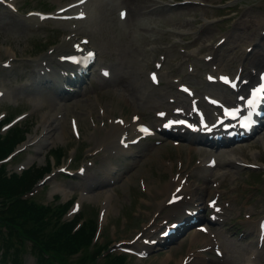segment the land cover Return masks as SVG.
<instances>
[{
	"label": "rangeland",
	"instance_id": "374dc122",
	"mask_svg": "<svg viewBox=\"0 0 264 264\" xmlns=\"http://www.w3.org/2000/svg\"><path fill=\"white\" fill-rule=\"evenodd\" d=\"M21 1L22 0H20V3ZM29 1V4L31 5L28 4V7H39L38 5H40L38 0ZM48 1L46 0V2ZM127 1L130 8L128 9L129 18L124 22L126 29L123 31L115 26L110 27L114 24L116 16L115 0H102L98 5L100 27L96 26L92 31L90 45L96 47L99 55L105 56L107 62L112 63L114 72L117 76L108 82L91 76L90 80L85 79L83 85L79 87L78 93L68 99V101H74L72 102L73 104H69L70 107H68V110H72L76 113L80 120V138L77 139L72 135L66 119L61 122L63 116L68 112V110H66L64 115L60 117V120L55 122L54 125L52 123L44 122V124H48L52 130L49 133L51 143L42 147V152H37L33 144H27L21 152L15 155L18 157L15 158L14 156L8 161L7 165L8 168L17 170L18 165L25 161H28V163L34 161L37 165L44 164L45 160L49 157L48 149L51 146L62 144L60 149H65V154L60 163L54 165L53 170L61 164H68L75 169L79 163L84 162L86 167L85 175L79 176L78 179H74L71 177H63L58 173H55L45 181V184L40 185V188L42 189L40 197L44 200H50L52 194L56 192L60 193V199L62 200L76 196L82 202L81 208L84 209V213L93 216L95 210L94 207L97 206V210H95L96 213L98 208L103 205L100 200L106 195V193H109L110 204L105 214V219L101 224V231L103 230L105 237L111 238V241L120 238H131L132 233L136 229H140L141 226L145 225L148 221L150 223L152 222L150 217H153L157 202H162L160 199H162L168 192L163 185L168 180L169 172V168L165 167L164 159L166 156H173V152L175 153L176 151L174 150L172 152V149L168 145L163 144L155 148L147 147L144 150L140 149L139 153H141V155L139 157H132L129 162L125 160V162L128 163L121 160L124 159V154L121 153L114 154L109 158L105 157L104 154L110 153L109 149L114 146V144H112L114 142L112 141L115 139L114 130L111 129L110 123L106 120V115L129 114L133 110L142 111L143 113L145 106H147V110L150 109L149 105H146V102H143L142 104L139 103V105L133 102H124L121 99L119 92L123 89L128 95L132 96L134 102L138 103V99H140L139 97L143 94V91L148 88L143 73L146 67L152 66V59L156 57L157 52L153 51H157L158 47H154V45L161 46L162 44H165L168 46L171 44V37H177L173 30H166L165 28H168V26L171 25L177 26L179 23L187 21V25H191L194 28V35H198L201 41L207 40L203 44L208 41H211L212 43L215 41L212 32L206 28L207 19L211 18L213 15L209 14L207 8H202L205 6L203 3H201L202 5L183 4L182 9H177L175 12L169 14L159 15L157 11H145L148 4L146 1L139 2V5H135L133 0ZM207 1L209 0H204V4H206ZM258 3H262L263 5H257ZM229 4L231 5V11L234 9L241 10L236 14L232 21L235 24L241 23L243 28L228 36L227 43H224L227 47L214 49L201 46L199 51L202 53L203 51L219 53L222 49L227 50L228 52L222 51L223 54H217L220 60L213 66H223L226 69H231V73H233L239 63H246V66L243 69V74H246L252 68L249 64L248 58L254 52L255 54L252 55V57L256 61H258V59L264 61V40H262V38H256L255 44L252 45V41H254L252 33L249 31L243 34L247 25L243 24L241 21L252 14H256L262 19L263 23L264 0H230ZM51 6L52 5L47 4L45 8ZM198 14L201 19L197 17ZM203 15H206V17L204 18ZM189 17H191V19ZM209 25L210 24L208 23V26ZM24 26L25 20L12 18L10 21L6 14L3 11H0V60L9 55L4 49L6 47L13 49L20 58H24L30 54L31 58L34 59L33 62H29L31 65L37 62L38 58L47 54L49 46L52 45L55 47L52 54L57 52L56 46L62 41L64 33L59 30L54 31L57 33L56 35L48 33L44 26L39 27L38 29L25 30ZM213 29H217V27H214ZM227 32L229 33L224 26L219 30L218 34L222 35ZM182 37H184V34ZM34 44H38L39 48L35 49ZM248 44H250V46L252 45V49L249 51L245 49V46ZM189 47L186 46V48ZM27 50L34 51H32V53L25 52ZM176 51V49H171L170 47L169 49L164 50L166 54V58L164 59L165 63L163 62L164 69H171L178 74L184 73L186 80L193 84L200 85L199 89L201 90L207 88L216 93H226L219 89L218 84L207 83L203 78V63L206 65L205 68H207L208 65H211V61L204 62L200 61L202 59L196 58L194 62L199 70H193L191 74H189L185 69L187 64L186 60L182 57L179 58ZM25 61L26 60L24 59L21 60L20 66L22 62ZM22 83V80L18 79L16 72L12 76H7L3 81V85L12 93L15 99L16 94L19 91H26V87L24 88ZM0 104L2 105V108L8 110L6 101H0ZM98 104L102 105L106 111L103 116H100L98 113ZM24 105H27L28 110H33L34 119L38 122L41 121V119L45 121L47 118L51 117L52 112L49 114L46 113L51 111L49 105L33 108L35 106L26 101H24ZM19 106H21V104L11 107L9 111L14 112ZM43 113H45V116H42ZM89 115H92V117L89 118ZM100 118L104 119V124L102 125ZM63 123L64 129L62 131L63 136L61 137L58 135V131ZM37 128V133L30 132V136L38 134L42 129V126L39 125ZM262 141L258 143L254 142L249 146L242 145L243 147L240 152L246 155L247 150H249L250 154L254 151V157H256L257 160L264 161V138ZM103 142L107 145V149H100ZM228 150L229 148L223 150V152L219 154V157L224 160L227 155L226 151ZM28 153H31L29 159L27 158ZM87 159H92L94 163L90 164L86 161ZM107 163L113 165L111 169L108 168L109 173H113L115 170V181L113 183H107V180H109V178L106 179L105 175L108 165ZM190 170L192 176H188L189 181L192 177L203 173L201 167L197 166L195 168H190ZM262 170V178L261 175L260 179L250 177L251 184L255 185L254 188L248 186L245 190H242V187H245L242 173L234 174L233 172L232 176H237V178L234 181H231V178L229 179V184L238 187L243 198H250L251 202L249 203V207L245 210L246 213H250V219L246 218L244 222V226H249L250 228L254 227L251 220H255L256 225L258 217L264 211V183H261L262 181L264 182V168H262ZM92 175L104 178L101 182H98L96 187L91 189V197L81 196V193L84 190L83 186L87 185L89 181L88 176L92 177ZM137 176L144 177V189H142L138 181V179L142 177ZM155 177L156 180L154 181ZM53 179L58 180L52 182ZM55 182H59V185L63 186L65 189L64 192L52 190L51 187ZM75 185H77V187H74ZM253 193L254 195L252 196ZM130 209L136 211V215L134 214L135 219L128 218L127 223H125L123 221V215ZM161 215H165V213ZM114 218L117 220L122 218L121 225L117 230L113 228L111 229L109 225L110 223H108ZM123 223L126 224L124 227ZM131 228L135 229L132 230ZM223 236L225 237V245L229 247L228 235L226 236L223 234ZM192 238L196 239L198 236H193ZM182 239L183 237L179 236L177 241H182ZM112 243H114V241H112ZM186 245L187 243H184L175 255L172 253L174 243H168L165 248L161 247L156 250V247H151V255L142 259L139 264H177L181 257V252L185 250L184 247ZM230 246L232 245L230 244ZM232 249V253L237 259L243 258V253L238 251L235 247ZM169 254H172L173 256H170ZM22 256L25 257L26 264L35 263L34 257L28 252H24ZM263 257L264 255L261 256V259ZM166 258H169V260ZM200 262H202L201 259L195 256L193 264H201ZM129 264H134V261L129 260Z\"/></svg>",
	"mask_w": 264,
	"mask_h": 264
},
{
	"label": "snow or ice",
	"instance_id": "6c2138e0",
	"mask_svg": "<svg viewBox=\"0 0 264 264\" xmlns=\"http://www.w3.org/2000/svg\"><path fill=\"white\" fill-rule=\"evenodd\" d=\"M81 2H83V0H81ZM124 15H125L124 13H121V17L122 18H123ZM77 48H79V46H77ZM93 55H94L93 53H91V52L89 53L90 57L93 56ZM70 59H75V58L73 57V58H70ZM105 75H107V73H105ZM152 78L155 81L156 80V75L153 74ZM210 79H212V78L210 77ZM221 79L224 80L227 83H232V86L236 87V84L234 82L230 81L228 77H221ZM245 83H247V82H245ZM185 90L187 91V89H185ZM240 99L241 100H245V97H240ZM258 100L259 101H264V74H261V83L251 90V95L246 100V106L248 108H250V109H255ZM239 113H240V109L239 108L226 110V115H231L233 118L238 116ZM160 115H163V113H161ZM180 123H183V121H181ZM141 130L145 131V132L148 131V129L143 128V127L141 128ZM174 199H176V197H174ZM214 203L215 202H213V206H214ZM217 211H219V209H217Z\"/></svg>",
	"mask_w": 264,
	"mask_h": 264
},
{
	"label": "trees",
	"instance_id": "16d2710c",
	"mask_svg": "<svg viewBox=\"0 0 264 264\" xmlns=\"http://www.w3.org/2000/svg\"><path fill=\"white\" fill-rule=\"evenodd\" d=\"M17 132H18L17 130L16 131H13L12 132V136L15 137L17 135ZM41 169L42 168H39L37 166H34L32 169H30L28 172H26V175H25L26 178L24 180L17 182L16 184L12 185V187L13 188H17L19 185H20V187H25V186L31 184L33 182V180L41 174V172H42ZM22 204H23L22 201H18L12 207L14 209H16L18 207L22 208V206H21ZM9 209H11V208H9ZM81 234H83V233L82 232L81 233L79 232V237H80Z\"/></svg>",
	"mask_w": 264,
	"mask_h": 264
},
{
	"label": "bare ground",
	"instance_id": "6f19581e",
	"mask_svg": "<svg viewBox=\"0 0 264 264\" xmlns=\"http://www.w3.org/2000/svg\"><path fill=\"white\" fill-rule=\"evenodd\" d=\"M142 1H144V0H133V2H134L135 5H139V2H142ZM192 1H193V0H192ZM127 2H128V1H127ZM129 9H130V8H129ZM132 12H133V11H132ZM130 18H131V17H130ZM260 55H261V54H260ZM257 56H258V55H257ZM261 57H262V56H261ZM261 65H264L263 61H262V59H261V60L258 59V63L256 64L255 67L258 66V67L261 68V67H262ZM249 80H250V81H254V80H255V77H254V76H251V77H249ZM82 105H83V104H82ZM82 105H81V106H82ZM46 118H47V117H46ZM116 127H117V128L120 127L119 124H117ZM63 129H64V123L62 124V126H60V129H59V131H58V135L61 136V137L63 136V135H62V134H63V133H62ZM117 131H118V129H117ZM61 137H60V138H61ZM42 138H43V139H47V135H43ZM37 140L40 141V138H38ZM112 142H114V141H112ZM112 144H113V143H112Z\"/></svg>",
	"mask_w": 264,
	"mask_h": 264
}]
</instances>
